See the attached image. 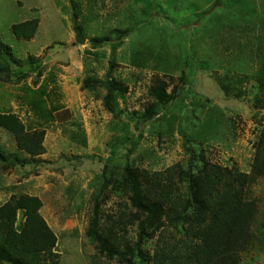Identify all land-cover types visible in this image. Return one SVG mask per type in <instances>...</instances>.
<instances>
[{"label":"rangeland","instance_id":"rangeland-1","mask_svg":"<svg viewBox=\"0 0 264 264\" xmlns=\"http://www.w3.org/2000/svg\"><path fill=\"white\" fill-rule=\"evenodd\" d=\"M24 20L37 24L33 42L10 30ZM0 40L25 73L19 84L0 80V110L15 100L25 128L44 130L59 155L45 161L38 182L51 183L40 187L42 214L61 264H151L159 231L146 230L141 256L129 251L141 213L130 201L126 167L146 176L145 184L176 166L184 195L206 165L251 171L264 128V0H0ZM67 55L79 60V76L66 86L71 95L56 86L44 99L45 88L65 75ZM10 64L7 74L17 66ZM110 65L120 93L107 85ZM157 87L164 102L149 93ZM58 132L62 141L53 140ZM11 137L0 129V169L24 160L10 152ZM247 197L257 214L241 264H264V176ZM23 220L19 213L18 230ZM170 226L163 231L179 236Z\"/></svg>","mask_w":264,"mask_h":264},{"label":"trees","instance_id":"trees-1","mask_svg":"<svg viewBox=\"0 0 264 264\" xmlns=\"http://www.w3.org/2000/svg\"><path fill=\"white\" fill-rule=\"evenodd\" d=\"M36 26L35 20H26L12 24L10 30L17 39L30 40ZM10 63L16 65L19 60L12 55L10 46L0 40V80L12 81L11 72L7 74ZM106 81L111 89L122 91L111 76V65ZM149 93L159 103L166 100L164 88L157 87ZM0 129L10 133L17 151L29 157L13 158L11 165L24 167L38 162L35 157L44 151V130L28 131L14 113H0ZM0 159L6 157L1 155ZM125 174L131 204L141 213L135 218L138 235L134 249L129 250L132 255H142L143 237L150 228L159 231L160 241L151 264H241V254L252 241L251 228L257 214V203L247 197L248 190L264 176V128L256 142L249 173L206 165L190 177L185 195L188 191L192 207L185 200V180L182 182L176 166L154 172L145 184L141 177L145 181L146 176H140L138 171L126 167ZM41 207L38 197L26 194L12 196L0 205V264H42L43 256L59 264L60 255L54 252L57 239L41 216ZM189 208L193 210L190 217ZM19 213H23L24 220L18 230ZM164 225L177 227L179 236L165 233Z\"/></svg>","mask_w":264,"mask_h":264},{"label":"crops","instance_id":"crops-1","mask_svg":"<svg viewBox=\"0 0 264 264\" xmlns=\"http://www.w3.org/2000/svg\"><path fill=\"white\" fill-rule=\"evenodd\" d=\"M24 21H26V20H24ZM35 34H36V32H35ZM34 39H36L35 35L33 36L32 40H30V41L33 42ZM24 41H26V40H24ZM67 58H68L67 65L66 66H61L60 65L63 68V70L65 69V75L63 76L61 74V72H59L60 74H59V76H58L59 78L57 80L58 81V85H55L53 83V84L49 85L48 87H46L45 88L46 93L44 95V99H46L48 93H49V95L51 94L50 92L52 90H54V88L56 86H58L60 89L63 88V90H65L64 93L66 95H71V93L68 92V91H71V90L70 89L67 90L66 86H67V84L69 86H72L70 84V81L72 80V78L76 79L79 76V73H78L79 60L78 59L76 60L75 58L74 59L71 58V60H69V55H67ZM55 59H57L56 56H55ZM60 59H62V57ZM38 62L39 61H36L35 65H37ZM16 65L17 66L16 67H12V70L10 71L11 74H12V75L10 74V80H12L10 82L15 83V84H19L20 82H22L24 80L23 74H25V73L21 71L22 66H20L18 63ZM48 77L49 76H47V78ZM67 100H70V99H67ZM16 106H17V104L15 103V100H10L8 106L5 109L0 110V113H5V114L14 113V114L18 115V113H16V111H15ZM22 116H24V115L23 114L19 115V119H21ZM22 121L24 122V120H22ZM62 123H59V124H62ZM10 140L12 141V143H11V151L10 152L19 153L20 157H22V158H29L24 153H22L20 151H17V149L15 147V142H14L13 136L10 138ZM47 140H48V138H47V134L45 132L43 143H42L44 151H43L42 154H40V155L35 157V159L38 162H34L32 164H26L24 167H21L20 165H17V164L16 165L9 164V166L6 167V169H0V173H1L0 175L3 176L4 177L3 180L6 181L5 184H4V188H0V201H1L0 205L5 203V202H7L12 196H17L18 190L20 191V194H18V195L26 194V195L36 196L42 201L40 190L41 189L42 190L43 189H46V190L49 189L51 183H45V184L41 185L38 182V180H40L44 174H39L41 172H38V171L41 168H45L43 166L45 161H55L56 157L59 156V155H57L58 154L57 150L56 149L53 150L52 147L46 143ZM53 140L54 141H62L61 133H59L58 135L55 134ZM32 167L34 169L30 170ZM0 168H2V165H0ZM21 169L26 171V175H27L26 177H23L25 175V172L22 171ZM89 170L92 173H96V172L98 173V165H97L96 169L91 168V166H90ZM45 172H47V174L49 176L54 175V176H51V177L55 178V172L54 171H52V170L46 171L45 170ZM31 173H32V175H34L33 173H36V174L34 176H32V175H30ZM18 174H20L22 176H20V175L18 176ZM18 177H20L19 181L17 180ZM33 179H36V180L31 183V180H33ZM48 179H50V178L48 177L47 181H48ZM29 182H30V184H29ZM31 185H32V187H34V188H32V190L34 192L30 191L31 187H29V186H31ZM20 187H23L24 189L20 190ZM40 187H41V189H40ZM42 209H43V201H42V207H41L39 212H40L41 216L44 218V220L46 221V223L49 224L48 221H47L46 216H44L42 214ZM59 264H61V260L60 259H59Z\"/></svg>","mask_w":264,"mask_h":264},{"label":"water","instance_id":"water-1","mask_svg":"<svg viewBox=\"0 0 264 264\" xmlns=\"http://www.w3.org/2000/svg\"><path fill=\"white\" fill-rule=\"evenodd\" d=\"M76 41L78 43H83L84 42V38H82L80 32L78 30H76Z\"/></svg>","mask_w":264,"mask_h":264}]
</instances>
